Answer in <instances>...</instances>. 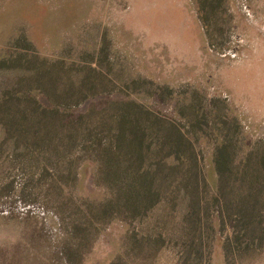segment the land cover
<instances>
[{
    "label": "rangeland",
    "instance_id": "rangeland-1",
    "mask_svg": "<svg viewBox=\"0 0 264 264\" xmlns=\"http://www.w3.org/2000/svg\"><path fill=\"white\" fill-rule=\"evenodd\" d=\"M57 105L46 121L103 142L134 116L165 177L152 208L88 223L100 147L22 143ZM0 264H264V0H0Z\"/></svg>",
    "mask_w": 264,
    "mask_h": 264
},
{
    "label": "trees",
    "instance_id": "trees-1",
    "mask_svg": "<svg viewBox=\"0 0 264 264\" xmlns=\"http://www.w3.org/2000/svg\"><path fill=\"white\" fill-rule=\"evenodd\" d=\"M59 110V105L53 108H42L40 113L41 123L31 131L30 136L32 138H23L22 143L25 147L28 145H39L42 148H46L53 145L54 148L52 149L57 157H63V153L60 152L62 150L60 146L72 147V142L78 140V136H82L81 133H78L79 129L77 128L83 119L69 120L66 123L67 125L63 124V121H58L54 124L46 121V119L59 116L58 114L61 113ZM126 111V109L116 111L115 116L111 119L113 129H108L111 138L106 140V142H103L101 138H89L86 131L84 136H82L84 139H91L94 145L100 147V150L93 157L97 170L92 180L100 185L105 190L104 192L108 193V196L100 200L96 207H91L89 203L84 205L85 212L89 216L88 223L92 220L103 222L111 217L126 216L127 218H132L142 215L157 202L159 193H161L159 181L165 182V177L162 176L160 178L159 170L161 167L157 165L158 163L155 160L153 167L143 168L145 160L143 142L145 138L140 137L141 133L128 131L126 125L133 127L135 120L134 116ZM47 116H50V118H46ZM22 132L24 135L25 132ZM73 137L76 138L74 139ZM61 141L66 142V144ZM156 143L158 150L166 148L168 153L182 157L179 154L182 143L181 138L169 140L162 137L157 138ZM222 146L216 149L213 158L215 171L221 179L228 172L231 173L228 171L230 159L226 153L227 145L223 144ZM67 162L65 164L67 170L60 172L56 170L55 180L57 182H67L69 178L73 177L74 170L71 169V164L73 163L69 162V160ZM258 178L259 174H255L252 181L255 182ZM252 192H254L253 189ZM238 199L240 202H237L235 209L237 213H243L247 210V205L244 203L245 199Z\"/></svg>",
    "mask_w": 264,
    "mask_h": 264
}]
</instances>
